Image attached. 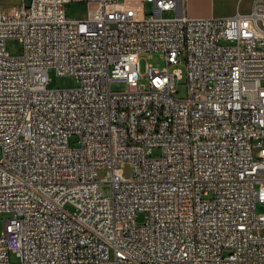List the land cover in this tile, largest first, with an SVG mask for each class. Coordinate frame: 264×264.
I'll use <instances>...</instances> for the list:
<instances>
[{
  "label": "built area",
  "instance_id": "obj_1",
  "mask_svg": "<svg viewBox=\"0 0 264 264\" xmlns=\"http://www.w3.org/2000/svg\"><path fill=\"white\" fill-rule=\"evenodd\" d=\"M183 2L0 7V264H264V5ZM150 53L164 66L142 74Z\"/></svg>",
  "mask_w": 264,
  "mask_h": 264
},
{
  "label": "rangeland",
  "instance_id": "obj_2",
  "mask_svg": "<svg viewBox=\"0 0 264 264\" xmlns=\"http://www.w3.org/2000/svg\"><path fill=\"white\" fill-rule=\"evenodd\" d=\"M21 0H0V7L7 11L11 6L17 5L20 3ZM24 5H28L29 0H22ZM91 8V5L86 3H72L70 4L66 10L70 16H83L88 9ZM146 11H150L151 6L150 4L146 3L145 5ZM163 17H169L172 15L171 11H164L162 13ZM5 48L9 54L17 55L21 51V44L14 38H7L5 41ZM148 63L155 67H163L164 61L160 57L158 53H150V54H143L140 59L139 70L143 74L145 71V64ZM177 67L184 71V62L183 58L177 64ZM48 87L49 88H69L76 85V80L69 75H57L53 68L48 70ZM139 84H143L145 86L148 85V82L145 78H140L138 81ZM127 87L125 81H111L109 84V88L111 91H123ZM176 93L175 96L177 97H185L187 94L186 84L184 79L177 81L176 84ZM71 144H74V139L70 140ZM158 153V149L153 148L151 150V154L155 155ZM1 155V150H0ZM103 173L100 172V175ZM256 212H264V205L260 203H256ZM7 214L5 212H0V233L2 231V219L6 218ZM142 219V215L139 216V220ZM10 264H19L18 259L11 254L9 257Z\"/></svg>",
  "mask_w": 264,
  "mask_h": 264
},
{
  "label": "crops",
  "instance_id": "obj_3",
  "mask_svg": "<svg viewBox=\"0 0 264 264\" xmlns=\"http://www.w3.org/2000/svg\"><path fill=\"white\" fill-rule=\"evenodd\" d=\"M264 0H184V13L194 18H225L249 13Z\"/></svg>",
  "mask_w": 264,
  "mask_h": 264
}]
</instances>
